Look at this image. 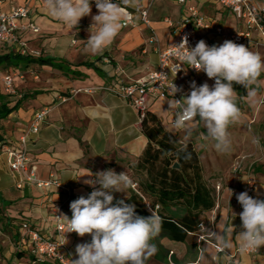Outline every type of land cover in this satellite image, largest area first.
Wrapping results in <instances>:
<instances>
[{
    "label": "crops",
    "instance_id": "obj_1",
    "mask_svg": "<svg viewBox=\"0 0 264 264\" xmlns=\"http://www.w3.org/2000/svg\"><path fill=\"white\" fill-rule=\"evenodd\" d=\"M94 1L91 14L83 17L77 27L71 28L47 12L44 0H0L1 12H8L13 7H26L29 15L23 22L39 29L38 34L28 32L22 36L29 50L38 55L33 57L35 62L25 69L11 71L24 74V79L14 80V98L20 103L16 111L0 120V240L8 250H0V264H8L12 258L25 257L30 264H37L32 261L21 230L22 224L29 223L40 234L54 237L55 215L72 217L70 204L81 196L88 197L93 188L84 181L94 179L96 173L109 169L117 174L126 172L136 187L144 188L153 174L144 162L145 150H150L148 156L157 155V166L164 159L156 145L149 141V134L159 141L167 132L179 146L187 144L177 138L182 130L173 127L178 109L169 108L168 103L172 100L160 96L150 102L149 113L153 118L148 116L146 119L147 135L132 105L109 92V89L132 84L154 70L158 63L157 50L163 51L175 44L176 38L165 20L178 21L188 15L187 6L195 5L213 26L222 28L224 33L231 34L242 28L213 0H187L184 6L176 0H135L134 7L148 10L150 27L158 42H147L150 30L141 24L123 26L102 55H92L85 48L92 17L98 14ZM199 35L203 37L204 33ZM207 39L212 46L223 44L215 36ZM257 41L260 40L254 35L252 42L243 45L264 58V45L261 42L256 45ZM7 51L5 46H0V54ZM3 75L0 73V79ZM194 79L197 87L204 83L210 88L215 85V80L208 78L205 72L195 75ZM251 88L256 93L252 100L248 95L251 89H247L246 97L236 93L237 106L252 112H264V73ZM45 107L51 112L38 134L29 138L28 170L34 172L37 180H55L65 190L38 188L35 182H23L25 174L13 172L8 166L6 150L19 147L20 138L33 114ZM201 126L194 124L191 132ZM185 135L187 133L182 136ZM250 173L254 181V192L250 196L264 198V170L254 173L250 167ZM20 182H23L22 188L17 187ZM228 183L223 187L217 207L200 217V225L205 229L204 223H207V230L206 234L201 230L199 236H204L207 243L201 245L198 242L196 248H191L161 239L158 234L153 238L157 251L146 264H264V247L257 255L240 252L238 233L243 229L239 214L243 208L237 196L244 192V188L239 184L236 195L229 200ZM99 187L97 184L96 188ZM112 194L114 201H127L134 192L127 188L124 192ZM203 217L206 219L204 222ZM218 235L231 244L220 254L212 247V244L221 245ZM89 236L81 237L77 233L68 236L66 257L71 256L77 245L83 244ZM230 256H235L237 263L232 262Z\"/></svg>",
    "mask_w": 264,
    "mask_h": 264
},
{
    "label": "clouds",
    "instance_id": "obj_2",
    "mask_svg": "<svg viewBox=\"0 0 264 264\" xmlns=\"http://www.w3.org/2000/svg\"><path fill=\"white\" fill-rule=\"evenodd\" d=\"M91 4L92 0H44L47 12L71 28L91 14ZM122 4L134 7L135 0H122ZM95 5L98 14L92 17L85 51L102 55L120 33L127 15L121 4L113 0H95ZM176 47L183 63L197 72H205L208 78L215 80V85L210 88L204 83L197 87L192 82L189 95L170 101V109L179 108L173 127L190 135L194 124H202L207 137L214 141L215 150L227 153L232 146L228 129L241 118L233 85L251 89L248 95L254 97L256 93L251 86L264 73V58L231 40L211 47L200 40L194 48H189L185 36ZM178 91L180 89L173 83L172 96ZM253 143L258 144V139L253 138ZM84 183L93 191L87 198L81 196L70 204L71 219L60 216L67 223V233L75 232L81 237L90 234L92 237L91 243L77 245L78 259L72 260L71 264H146L157 251L151 240L160 231L161 218L154 211L149 217L137 215L135 205L123 200L113 205L112 193L134 187L133 180L126 172L117 174L109 169L96 173L94 179ZM237 200L243 208L239 214L243 230L238 236L240 252L244 254L264 246V200L249 196L247 191L238 194ZM217 238L222 248L231 247L223 236Z\"/></svg>",
    "mask_w": 264,
    "mask_h": 264
},
{
    "label": "built area",
    "instance_id": "obj_3",
    "mask_svg": "<svg viewBox=\"0 0 264 264\" xmlns=\"http://www.w3.org/2000/svg\"><path fill=\"white\" fill-rule=\"evenodd\" d=\"M176 1L183 6L187 3V0ZM213 1L229 12L235 20L242 25L241 30L231 34L224 33L222 28L213 26L208 17L199 12L195 5H189L187 6V16L178 21H164L171 29L176 38V42L172 47L166 50H157L158 63L156 68L149 71L145 76L137 79L132 84L122 86L119 89H109V92L118 95L132 105L137 111L140 121L144 118L152 100H156L160 96L170 100H181L189 95L192 90L191 84L195 82L194 76L203 72H197L188 64L183 63L177 55V52L180 50L177 49L176 46L181 43L185 36L188 37L189 48H194L200 40L205 41V43L211 47L212 45L207 39L209 36H215L222 42L231 40L237 44H244L252 42L253 36L256 35L260 41L255 42V44L260 45L262 43V45H264V24L260 22L261 18L264 17V4L257 0ZM113 2L120 3L124 8L127 15L124 26H136L137 24H141L150 30V37L147 42L149 44L158 42L155 32L151 30L147 9L124 6L122 1L119 0H113ZM28 15L29 12L26 7H13L8 12L0 11V46H5L8 50L22 57H35L38 54L31 52L27 41L22 38V36L28 32L32 34L39 33V29L36 26L31 23L23 22L28 18ZM200 32L204 33L203 37L199 35ZM17 78L24 79V74L17 72L4 74L0 79L2 92L7 95L15 96L14 80ZM173 83L180 89L174 96L171 94V86ZM177 109V111H179V108ZM50 112L51 109L45 107L33 114L27 129L20 138L19 147L17 149L9 148L6 150L8 166L13 172H23L25 174L23 182H35L38 188L55 187L65 190L64 186L55 180L48 182L37 180L34 172L28 170L30 161L28 156L29 138L32 135L38 134L41 124L45 122ZM246 159L245 156L240 157L231 168V175L234 182L230 186L232 196L229 191V200L236 195L239 184L243 185V191H247L249 196L254 192V181L251 177L250 166L247 167L246 165ZM23 182H20L17 187L22 188ZM135 186L136 185H134V187ZM213 188L217 197L215 205L217 207L218 200L223 190L222 183L220 181L216 182ZM146 207L150 210L148 204H146ZM158 209L159 207L156 206L155 211ZM58 217H60L59 214H56L54 217V237L40 234L29 223L22 224L23 237L29 246L31 256L35 260L51 261L57 264H71V261L66 258L64 252L67 249L66 238L69 235L75 234V232L67 233V223L64 222L62 217ZM200 228L204 230L202 225H200ZM198 241H205L204 236H198ZM212 247L217 254L225 252L221 245L212 244ZM261 248L250 250L246 254L257 255ZM229 259L237 263L235 256H230Z\"/></svg>",
    "mask_w": 264,
    "mask_h": 264
},
{
    "label": "trees",
    "instance_id": "obj_4",
    "mask_svg": "<svg viewBox=\"0 0 264 264\" xmlns=\"http://www.w3.org/2000/svg\"><path fill=\"white\" fill-rule=\"evenodd\" d=\"M257 1L264 4V0ZM260 22L264 24V17ZM33 62H35L33 57H22L8 50L6 53L0 54V73H9L13 69L19 68L25 69ZM45 63L47 62H43V64ZM233 87L240 96H247L248 90L243 86L234 84ZM19 103L20 100L14 96L0 91V120H5L16 111ZM148 116L153 118L149 109L141 121L147 135L148 131L145 126ZM148 137L149 141L156 145V150L164 156V159H162L161 165L157 166V155L149 154L148 156L150 150L148 148L145 150L144 162L148 166L147 170L153 174L144 188L139 187V193L132 194L124 202L134 204L137 215L149 217L152 214L151 211L159 215L161 227L158 234L161 239L196 248L197 239L195 238L201 224L200 217L215 207L214 192L203 181L198 155L192 144L187 143L179 146L170 133L166 132L164 139L159 141L151 134ZM176 163L179 166L177 170L173 168ZM145 199H149L151 211L147 209L144 203ZM116 203L117 201H113V205ZM156 206L159 207L157 211H155ZM32 261L37 264H57L37 261L34 258Z\"/></svg>",
    "mask_w": 264,
    "mask_h": 264
},
{
    "label": "rangeland",
    "instance_id": "obj_5",
    "mask_svg": "<svg viewBox=\"0 0 264 264\" xmlns=\"http://www.w3.org/2000/svg\"><path fill=\"white\" fill-rule=\"evenodd\" d=\"M249 98L252 100L253 97ZM240 111V120L237 123L231 125L228 129L232 141V146L227 153H220L215 150L213 146L214 141L207 137V132L204 126L198 127V129L191 132L190 135L187 134L185 136H182L186 133L184 131H182L181 136L177 135V138L181 142L191 143L195 148L199 156L203 181L211 190H213V192V186L214 184H216V182L220 181L222 183V187H225L226 183L228 182L230 186L232 185L234 179L231 175V168L240 157L245 156L247 158L246 165L247 167L250 166L254 170V173H256L257 170H264V112H252L251 110L243 106L240 107ZM253 138H257L259 143L254 144ZM129 189L133 191L134 194H136L135 191L137 193L140 192V188L136 186L134 188L129 187ZM213 194L216 205L217 197L215 195V192ZM144 203L145 205L148 204L150 206L149 200H144ZM205 220V217H203L202 221L204 222ZM64 222L66 221L64 220ZM204 225L205 229L204 231H202V233L206 234L207 223H204ZM209 228L211 229V225H209ZM201 230L202 229L199 227L198 232L196 233L197 237L195 239H197V243L199 242L198 236ZM1 238L4 239V236H2ZM91 239L92 237L90 235L85 239L83 244L91 243ZM204 240L205 241H200L199 244L202 245L204 243H207L205 237ZM1 242L2 241L0 240V250H7V246L1 245ZM151 243L155 245V241L153 239L151 240ZM171 253H173V250L172 252H169V254ZM66 258L70 261L76 260L78 259V254L76 253V251H74L71 256H68ZM25 259L27 260L26 257L23 259L12 258L8 262V264H30Z\"/></svg>",
    "mask_w": 264,
    "mask_h": 264
},
{
    "label": "water",
    "instance_id": "obj_6",
    "mask_svg": "<svg viewBox=\"0 0 264 264\" xmlns=\"http://www.w3.org/2000/svg\"><path fill=\"white\" fill-rule=\"evenodd\" d=\"M173 168H174V169H178V168H179L178 164H177V163L174 164Z\"/></svg>",
    "mask_w": 264,
    "mask_h": 264
}]
</instances>
